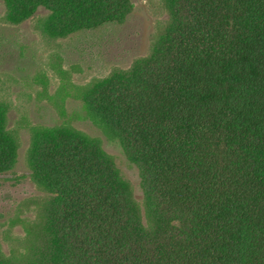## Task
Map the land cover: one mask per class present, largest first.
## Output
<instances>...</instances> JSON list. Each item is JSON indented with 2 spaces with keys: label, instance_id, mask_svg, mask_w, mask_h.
<instances>
[{
  "label": "trees",
  "instance_id": "16d2710c",
  "mask_svg": "<svg viewBox=\"0 0 264 264\" xmlns=\"http://www.w3.org/2000/svg\"><path fill=\"white\" fill-rule=\"evenodd\" d=\"M65 38L122 24L131 0H2ZM150 52L94 80L85 106L140 170L142 199L101 140L35 126L45 193L24 248L0 264H264V0H163ZM40 8L45 13H38ZM0 101V174L19 140Z\"/></svg>",
  "mask_w": 264,
  "mask_h": 264
},
{
  "label": "rangeland",
  "instance_id": "374dc122",
  "mask_svg": "<svg viewBox=\"0 0 264 264\" xmlns=\"http://www.w3.org/2000/svg\"><path fill=\"white\" fill-rule=\"evenodd\" d=\"M131 1L133 11L122 24L53 38L39 20L43 16L10 23L0 0V101L9 107L8 126L20 143L15 168L0 174V245L6 254L24 248L45 200L27 161L35 126L67 124L99 138L142 199L139 168L119 139L88 113L84 100L94 80L147 55L167 20L163 0Z\"/></svg>",
  "mask_w": 264,
  "mask_h": 264
}]
</instances>
